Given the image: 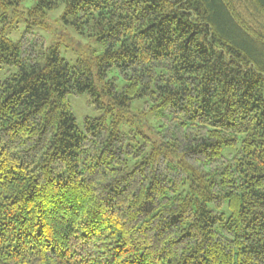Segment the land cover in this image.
<instances>
[{"label":"trees","instance_id":"16d2710c","mask_svg":"<svg viewBox=\"0 0 264 264\" xmlns=\"http://www.w3.org/2000/svg\"><path fill=\"white\" fill-rule=\"evenodd\" d=\"M60 9L106 51L47 47ZM0 264H264V0H0Z\"/></svg>","mask_w":264,"mask_h":264},{"label":"rangeland","instance_id":"374dc122","mask_svg":"<svg viewBox=\"0 0 264 264\" xmlns=\"http://www.w3.org/2000/svg\"><path fill=\"white\" fill-rule=\"evenodd\" d=\"M25 5L26 7H31L32 2H28ZM62 14L63 9L50 13L48 19L50 30L45 28L37 29V32L45 37L47 47L57 46L62 58L67 60L71 65L81 58L98 56L106 51L108 48L107 44L100 41L95 32L86 30L84 33H78L72 26L61 20ZM25 27L26 22L21 19L16 26L7 31L6 36L14 41H18ZM109 78H117L116 83L119 89H122L125 85V82L118 75L117 71H112L109 74ZM69 102L78 127L82 131L84 130L86 119L99 118L103 115V111L91 103L87 95L71 96ZM131 110L133 115H138L137 118L142 117V114H146L144 118L147 119L150 129H146L147 127L141 128L138 122H136L135 124H122L120 130L129 137L130 143L141 144L144 142V136L153 137L159 126L158 116L156 113L149 111V107L146 105L144 99L135 100ZM231 152H234V150L229 147L223 149L224 155H228Z\"/></svg>","mask_w":264,"mask_h":264}]
</instances>
